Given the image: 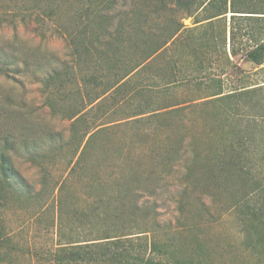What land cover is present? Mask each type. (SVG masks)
Here are the masks:
<instances>
[{
	"label": "rangeland",
	"instance_id": "1",
	"mask_svg": "<svg viewBox=\"0 0 264 264\" xmlns=\"http://www.w3.org/2000/svg\"><path fill=\"white\" fill-rule=\"evenodd\" d=\"M47 5L44 0H0L2 9L20 7L16 11L19 15L18 30L14 32L6 27L0 31V46L6 47L7 51L17 50L24 59L17 74H10L9 77L0 74V108H5V111L0 110V138L12 137L19 141L20 155L14 159V164L34 191H38L40 174L38 168L28 161L27 145L21 146L22 141L28 143L31 151L40 154V162L47 167L48 173L51 171L54 177L66 176L65 163L73 157L74 148L78 145H73L71 141V135L76 137L77 132L72 133L68 113L73 108L85 107L90 99L86 97L82 76L72 69L74 75L71 73L68 77L64 73L66 66L76 64L70 38L66 35L76 34L79 32L77 26L88 24L87 20L78 19L84 5L80 0H57L51 8ZM49 11L54 16L48 17ZM113 15L118 18L113 21L111 30L119 25L121 18H133L130 11H117ZM204 15L198 16L202 19ZM196 18L183 20L185 27L193 31L184 34L182 41L178 39L168 46L165 53L139 70V75L130 78L128 85L115 94H108L100 103L99 121L93 113L89 115L93 119L91 124L103 123V128L110 126L114 131L100 133L93 139L88 156L91 169L70 181L71 196H67L66 206L65 195L62 200L64 241L99 242L97 239L102 238L105 231L117 226L112 236L121 241H127L130 236L125 235L136 233L138 229L148 231L150 242L161 249L152 250L156 260L178 261L181 264H264V242L258 240L255 227L250 225L256 222L244 216L242 209L235 204L242 193L240 182L234 180L227 189V181L225 183L223 177L217 180L207 178L208 174H202L200 162L196 161L194 176L188 179L182 167L188 152L193 156L207 155L218 145L219 139L215 135L222 129L213 118L217 121L221 116V104L218 103L217 107L195 106L179 113L175 119L165 115L159 116L156 121L135 123L138 118H131L139 110L147 109L146 105L160 107L166 101L192 100L190 98L196 95L192 88H186L189 86H175L163 94L135 96L136 86L148 87L153 83L157 86L166 83L173 75L175 79H182L197 74L196 65L201 57L198 58L196 53L206 50L193 41H202L210 31L220 37L222 25L215 19L196 25ZM214 48L222 52L220 45ZM90 50L92 60L101 61L97 58L96 49ZM131 50L128 46L119 55L120 59L115 63L117 69H123L130 59L136 57ZM112 53L114 51L104 52V62L109 66L115 61ZM209 53L208 50L201 60L206 68H212L211 71L216 70L217 73L219 67L226 68L225 56L215 50ZM81 59L84 60L83 57ZM233 61L239 73L230 71L232 81L239 80L244 73L250 79L249 85L264 82V66L258 67L240 56ZM55 69L62 75L43 84V80L50 77ZM97 76H100V71ZM87 88L92 92L96 90L95 85ZM100 148L106 150L105 155L98 152ZM169 163L170 166L167 165ZM111 165H116L114 170L110 169ZM112 171H118L121 182L131 186L126 191L123 187L111 190V195L115 196L120 194L119 190L125 191L120 203L124 216H111L120 217L114 222L101 217L103 210H113L114 207L110 198L107 204H99L96 195L100 196L105 186L101 182L95 183L94 179L97 174L104 177L101 179H108ZM259 176L258 179L264 181V173ZM22 200L11 195L6 204L0 202V225L15 234L16 244L23 245V250L11 251L3 258L4 250L0 247L1 264H57L40 253L54 249L57 243L56 196L49 199L44 213L36 219H32L31 215L33 211L39 213L40 204ZM136 200L142 205L134 211L130 205ZM251 206L264 207V193L253 195ZM36 251L40 254L37 255Z\"/></svg>",
	"mask_w": 264,
	"mask_h": 264
},
{
	"label": "trees",
	"instance_id": "2",
	"mask_svg": "<svg viewBox=\"0 0 264 264\" xmlns=\"http://www.w3.org/2000/svg\"><path fill=\"white\" fill-rule=\"evenodd\" d=\"M44 2L51 8L57 0H44ZM80 2L84 7L78 19L80 21L85 19L88 24L83 27L77 26L78 33H67L66 35L70 38V47L73 49L72 55L76 64L72 67L66 66L64 73L69 77L72 71H77L82 76L81 81L85 87L86 97L90 99L85 107L73 108L68 113L73 128L72 133L77 132L76 137L71 135V141L73 145L75 143L78 145L76 149L74 148L73 157L65 163L67 175L54 177L51 171L48 173L47 167H44L40 162V154L31 151L28 148V143L22 141L21 146L27 145L25 152L28 155V161L38 168L40 174L38 191H34L29 181L14 164V159L20 155L19 141L12 137H9L11 140L0 138L2 144V147L0 146V202L3 205L6 204L8 198L13 195L19 200L40 204L39 213L33 211L34 213L31 215L32 219H36L38 215L44 213L49 199L56 196L58 208L57 243L54 249L40 253L50 257L57 264H181L178 261L156 260L152 255V250L161 251V249L156 247L154 242H150L148 231H141V229H138L136 233L125 235L130 236L127 241H121L117 239V236H112L117 226L105 231V235L97 239L99 242L64 241L62 200L65 195L64 204L66 206L67 196H71L69 192L71 179L91 169L92 165L89 163L88 156L93 139L100 133L114 131L110 126L103 128V123L91 124L93 119L89 115L93 113L99 121L100 103L107 98L108 94H115L119 89L128 85V80L139 75V70L148 66L151 60L160 57L165 53L167 47L174 44L175 41L177 42L178 39L182 41L184 34L191 33L193 30L185 27L184 19L196 18L199 14H205L202 19L198 16L194 24L198 25L215 19L222 25V32L220 37H216L213 31H210L207 37L200 42L199 39L192 36L195 39L193 42L197 43L196 45L199 47H205L206 50L200 51L196 55L202 60L206 57L208 50L209 54L215 50L225 56L226 68L219 67L217 73L216 70L211 71L212 68H206L205 63L200 60L196 65L197 74L194 76L175 79L176 76L173 75L170 80H165L166 83L157 86L153 85L154 83L148 87H146L147 85L136 86L135 96L143 95L144 97L148 93L150 96L163 94L175 86L177 88L189 86L186 88H192L191 90L196 95L190 98L192 100L166 101L160 107L146 105L147 109L139 110L131 118H138L134 121L135 123L145 120L156 121L159 116L165 115L175 119L176 115L186 109L195 106L207 107L208 105L217 107L220 103L222 106L221 116L217 121L215 117L213 118L214 122H218L222 129L215 135V138L219 139L218 145L213 152H209L207 155L193 156L191 152H188L182 167L190 179L191 176H194L195 161L200 162L202 174H208L207 178L214 180L223 177L222 180L225 183L227 181V189H229L228 184L238 180L242 185V193L235 204L242 209L244 216L256 222V224L251 222L250 225L255 227L254 232L257 233L258 240L264 242V207L252 208L251 206L253 195L264 193V181L258 179L259 174L264 173V82L249 85L250 79L244 73L239 80L232 81V73H230L232 70L239 73V69L233 61V58L239 56L258 67L264 66V0H80ZM18 9L20 7L16 6L0 8V31L6 27L12 28L14 32L18 30L19 15L16 14ZM117 11H130L133 18L125 17L123 20L121 18L119 25L111 30L113 21L118 18L113 15V12ZM51 15L54 16L52 11H49L47 16ZM228 17L230 21H228ZM24 20L25 18H23ZM15 37L18 39L17 34ZM216 45H220L222 52L214 48ZM102 46L105 47L102 48ZM128 46L132 49L131 51L136 53V57L130 59L129 64L123 69H117L115 63ZM13 48L15 47L13 46ZM91 48L96 49L97 58L101 61L92 60ZM106 50L114 51L112 59L115 61L112 66L104 62ZM19 53L15 49L7 51L6 47L0 46L1 75L9 77L10 74L18 73L17 70L24 60ZM56 70L52 71L50 77H46L47 81L43 80V84L62 75V72ZM99 71L100 76H97ZM172 79L174 81L171 82ZM49 84L51 83L49 82ZM92 85L96 87L93 92L87 88ZM144 101L146 102L147 99ZM192 102L195 104L192 105ZM0 110L5 111V108L1 107ZM79 131L81 132L78 133ZM76 138L78 141L74 142ZM105 151L100 148L98 152L105 155ZM167 165L170 166V163ZM114 166L116 165H111L110 169L114 170ZM205 171L209 173H205ZM55 176L57 175L55 174ZM108 177V179H101L104 177L99 174L95 176V183L101 182V185L105 186L104 192L100 196L96 195V198L102 206L104 202L107 204V199H111L110 204L114 207L113 210H103L101 217L106 220L112 219L114 222L120 217L111 218V216H124V209L120 206L121 198L131 186H125L121 182L118 171H112ZM191 184L194 185L195 182H191ZM120 187H123L125 191L119 190V195H111V190ZM140 205L142 204L136 200L131 203L130 209L133 208L134 211H137L141 207ZM53 226H55L54 221ZM132 238H137L136 242ZM0 247L4 250L2 258L11 251L23 250V245L15 243V234L6 231V226L2 225H0ZM36 253L40 254L38 251ZM1 261L2 259H0V264Z\"/></svg>",
	"mask_w": 264,
	"mask_h": 264
}]
</instances>
